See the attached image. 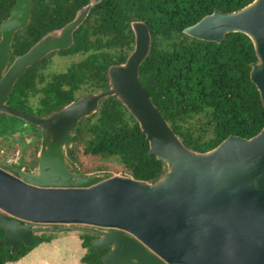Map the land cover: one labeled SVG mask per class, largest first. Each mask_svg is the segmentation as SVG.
Returning <instances> with one entry per match:
<instances>
[{"label":"water","instance_id":"water-1","mask_svg":"<svg viewBox=\"0 0 264 264\" xmlns=\"http://www.w3.org/2000/svg\"><path fill=\"white\" fill-rule=\"evenodd\" d=\"M98 1L89 0L12 61L10 46L30 20L32 0H15L0 23V111L40 129L32 171L15 168L13 175L0 160V241L13 253L20 242L32 246L36 232L80 230L97 235L91 241L95 249L108 248L103 264H264V125L250 138L231 134L204 152L186 147L141 84L139 68L151 43L144 21L131 22L133 50L124 62L108 67L107 89L44 116L6 103L29 66L72 45L73 32ZM229 32H242L252 41L257 60L250 79L264 107V0L227 13L214 9L183 29L214 42ZM107 95L127 108L148 141V155L162 162L157 180L103 179L74 169L66 158L79 120L95 113Z\"/></svg>","mask_w":264,"mask_h":264},{"label":"trees","instance_id":"trees-1","mask_svg":"<svg viewBox=\"0 0 264 264\" xmlns=\"http://www.w3.org/2000/svg\"><path fill=\"white\" fill-rule=\"evenodd\" d=\"M251 1L99 0L73 32L72 45L29 66L6 101L44 116L84 94L107 89V69L124 62L133 50L131 22L140 20L151 35L150 51L139 68L141 84L183 144L204 152L231 134L250 138L264 125V107L250 79L251 63L257 60L252 41L242 32L226 33L221 42L200 40L183 29L214 9L227 13ZM14 2L0 0V23ZM88 2L32 0L28 24L14 34L10 60L50 30L62 27ZM54 54L70 58L69 63L64 71L47 73ZM78 146L85 155L115 163L124 177L133 180L153 182L164 170L160 160L148 155V141L138 122L115 95L101 98L96 112L79 120L73 145L67 149L69 159L78 157ZM79 234L84 248L81 263L103 264L101 257L108 248L95 249L91 241L97 235L92 232ZM53 235L34 233L32 246L20 242L13 253L9 244L0 241V264L20 260Z\"/></svg>","mask_w":264,"mask_h":264},{"label":"rangeland","instance_id":"rangeland-1","mask_svg":"<svg viewBox=\"0 0 264 264\" xmlns=\"http://www.w3.org/2000/svg\"><path fill=\"white\" fill-rule=\"evenodd\" d=\"M72 59L77 60L78 56H74L72 57ZM69 60L70 58L62 57L59 54H54L51 57L48 67L46 69L47 73H56L64 71L69 63ZM31 100L35 101L36 99L31 98ZM34 131L37 132V127L33 123H30L12 114L0 111V160H4L9 156V150H12V145L15 144L17 141L21 143V146L16 152L17 157H19V160L21 161L23 156L27 159H30V157L34 153H36V151H38L37 148H39L38 143H36L38 137L35 139L31 137V134L35 133ZM23 136L25 137V140ZM26 149L28 150L27 153L25 151ZM76 155L78 157L76 159H73V161L77 163L78 167L82 170V172H93L94 174L102 176L103 179L108 178L104 175L105 173H110L111 176H124L118 165H116L115 163L102 161L100 159L85 155L81 152L80 146H78V148L76 149ZM63 226L90 227L86 225ZM79 232L80 230L54 232V238L52 239L54 241L50 244H47V242H45L44 244L41 243L37 247L33 248V250L28 254L31 253L32 257L34 258V261H28L24 264H44L43 258L45 257L47 259L46 263L48 262L49 264H82L79 256H77L72 250L73 243L76 242L81 245ZM41 233L43 234L45 232H36V234ZM57 239L58 241L55 243ZM75 249L77 248L74 247V250ZM82 250L84 252L83 247ZM24 257L28 258L27 256Z\"/></svg>","mask_w":264,"mask_h":264},{"label":"flooded vegetation","instance_id":"flooded-vegetation-1","mask_svg":"<svg viewBox=\"0 0 264 264\" xmlns=\"http://www.w3.org/2000/svg\"><path fill=\"white\" fill-rule=\"evenodd\" d=\"M6 103H7V101H6ZM8 104V103H7ZM10 105V104H9ZM12 106V105H11ZM13 107H15V106H13ZM17 108V107H16ZM25 111V110H24ZM26 112H28V111H26ZM29 113H31V112H29ZM33 114V113H32ZM38 116V115H37ZM36 126V125H35ZM37 127V126H36ZM35 132V131H34ZM31 137L32 138H37L38 137V139H37V142L36 143H38V145L40 144V129H39V127H37V132H35V133H33V134H31ZM23 138H24V140H25V137L23 136ZM21 146V143L20 142H16L15 144H13L12 145V150H9V152H8V157L6 158V159H4V160H2V161H4V162H6L7 163V166H5V167H3V169L5 170V171H7V172H9V173H12L13 175H17V173L14 171V169L15 168H22L24 171H26V172H29V171H32L33 170V168L37 165V161H38V159H37V153H38V151H36V153H34L31 157H30V159H27L26 157H22V160L20 161L19 160V157H17V154H16V152L18 151V148ZM38 150H39V148H37ZM26 151V153L28 152V150L26 149L25 150ZM21 156V155H20ZM66 158L69 160V162L74 166V169H77L78 171H82L79 167H78V165H77V163H75L74 161H73V159L72 158H68L67 157V154H66ZM20 163H22V164H20ZM84 172H86V171H84ZM96 229H99V228H96Z\"/></svg>","mask_w":264,"mask_h":264},{"label":"crops","instance_id":"crops-1","mask_svg":"<svg viewBox=\"0 0 264 264\" xmlns=\"http://www.w3.org/2000/svg\"><path fill=\"white\" fill-rule=\"evenodd\" d=\"M54 240H52L51 242H47V244H50V243H52ZM58 241V239L55 241V243ZM45 242H43L42 244H44ZM37 247V246H36ZM74 247L75 248H77V249H75L74 250ZM35 248V247H34ZM33 250V249H32ZM31 250V251H32ZM72 250H73V252L77 255V256H79V258H81V256L84 254V252H83V250H82V246L81 245H79L78 243H73V247H72ZM30 251V252H31ZM48 252H49V250H48ZM25 256H27L28 258H25V257H22L20 260H18V261H16V262H8L7 264H15V263H25V262H28V261H34L33 259V257H32V255H31V253L30 254H27V255H25ZM46 257L45 258H43V262H44V264H49L48 262L46 263ZM73 264H76V263H73Z\"/></svg>","mask_w":264,"mask_h":264}]
</instances>
